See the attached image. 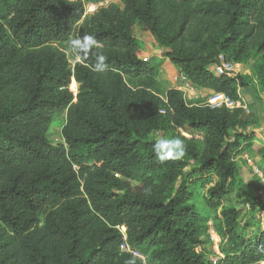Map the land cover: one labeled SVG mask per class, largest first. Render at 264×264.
I'll return each instance as SVG.
<instances>
[{"label": "trees", "instance_id": "16d2710c", "mask_svg": "<svg viewBox=\"0 0 264 264\" xmlns=\"http://www.w3.org/2000/svg\"><path fill=\"white\" fill-rule=\"evenodd\" d=\"M99 1L0 0V264H140L121 250L123 232L149 264H211L210 222L226 240L222 263L263 260L264 221L241 234L239 210L223 204L237 155L256 145L253 113L189 102L177 88L160 96L133 27L169 48L194 87L243 101L248 77L209 67L221 55L247 63L264 90V0H121L85 16ZM84 34L99 41L105 72L91 70V55H67L68 39ZM64 112L53 144L48 130ZM159 131L184 141L183 159L158 162ZM200 182L211 184L203 195Z\"/></svg>", "mask_w": 264, "mask_h": 264}, {"label": "rangeland", "instance_id": "374dc122", "mask_svg": "<svg viewBox=\"0 0 264 264\" xmlns=\"http://www.w3.org/2000/svg\"><path fill=\"white\" fill-rule=\"evenodd\" d=\"M103 1V0H102ZM174 1V0H173ZM177 1V0H176ZM181 0H178L179 2ZM101 1L97 2L100 3ZM95 2H89L85 4V16L93 14L98 10L92 8L91 5ZM121 0H111L104 6L110 4L121 5ZM197 25L194 23L191 29H196ZM133 33L136 39L139 41L141 49L140 56L143 59L149 57L146 51L153 53L156 56L166 57L163 55L165 51L169 48L161 46L158 40L142 25L137 23L133 27ZM204 55H207L205 53ZM70 59H74L70 57ZM224 59H226L224 57ZM221 61L219 56L218 62ZM234 63V62H231ZM168 66H171L169 62H162L158 64L159 78L163 77L161 85L162 87L156 92L164 96V90L167 85H175L173 81V76L180 71V68L176 66L177 70L174 73H170L169 77L166 76L168 73ZM238 73L246 75L249 79V84L247 87L240 89V93L243 97V102L248 106L247 112L253 113L252 125L256 133V145L253 151L241 153L236 157V174L231 184V191L224 198L225 207H233L239 210V225L238 231L241 234L253 235L257 229L263 226L264 221V159L258 153V149L264 146V90L257 80L254 79L253 73L249 68L247 63H239L236 66ZM194 87V86H193ZM215 93L211 92L206 88L194 87L189 90L185 95L189 102H200L205 103V101L213 96ZM248 117V116H246ZM66 122V113H61L55 117L49 130L48 139L51 143L56 144L63 141L62 129ZM252 127V126H251ZM183 134L187 137H191V134L187 129L181 130ZM167 137L163 131L155 132L153 138ZM200 138V135L196 136ZM196 184V183H195ZM132 186L138 185L136 182H131ZM211 184H206L205 182L197 183L196 187L198 193L203 195L207 192L208 187ZM199 204H204L202 201ZM226 243V240L224 242ZM210 246V245H209ZM207 251H210V247H207ZM209 255V252H208Z\"/></svg>", "mask_w": 264, "mask_h": 264}, {"label": "built area", "instance_id": "2783aa9c", "mask_svg": "<svg viewBox=\"0 0 264 264\" xmlns=\"http://www.w3.org/2000/svg\"><path fill=\"white\" fill-rule=\"evenodd\" d=\"M111 0H103L100 3H93L91 5L92 8L96 9L97 7L104 6L106 3H108ZM221 61L216 62L212 64L209 69L212 74L219 76V75H227V76H232L235 77L238 74L237 71V65L239 63H231L224 59V56H220ZM173 81L176 84V88L183 91L184 94H186L189 90H192L194 87L189 81L187 75L183 71H179L173 76ZM69 90L73 93L74 95V100H76L77 95L79 93V83L75 79L74 76L71 77V82L68 85ZM186 97V95H185ZM204 104H207L211 107H223L226 106L230 109H236L239 107H244L246 110L248 109V106L243 102V101H235L228 97L224 93H215L213 96L208 98ZM209 229H208V235L211 240V249L212 253L207 255L209 261L211 264H224L222 263V259L224 258V254L221 251V244H222V237L221 235L216 231L214 228L212 222L209 223ZM121 250L125 253L131 254L140 264H149V261L147 259V256L141 252L139 249L132 247L129 242H128V237L127 234L123 232V243L121 244ZM198 251L202 250V247L199 246L197 248ZM252 264H264V259L257 261Z\"/></svg>", "mask_w": 264, "mask_h": 264}, {"label": "clouds", "instance_id": "9594fccd", "mask_svg": "<svg viewBox=\"0 0 264 264\" xmlns=\"http://www.w3.org/2000/svg\"><path fill=\"white\" fill-rule=\"evenodd\" d=\"M100 48L99 41L92 35L84 34L75 38L70 37L67 41V55L75 62L88 61L90 55L94 57L91 70L96 73H103L107 70L106 56L102 52L95 51ZM155 158L161 164L169 161L181 160L186 155V146L179 137H160L155 140L152 146ZM146 194H151V188H146Z\"/></svg>", "mask_w": 264, "mask_h": 264}, {"label": "crops", "instance_id": "0c3cea01", "mask_svg": "<svg viewBox=\"0 0 264 264\" xmlns=\"http://www.w3.org/2000/svg\"><path fill=\"white\" fill-rule=\"evenodd\" d=\"M146 54H148L149 55V57H146V59H150V60H152V62L158 67V64L159 63H162V62H169L170 64H171V66H168V73H167V75L166 76H168L169 77V74L170 73H174V72H176V70H177V68H176V66L170 61V59L169 58H167V57H161V56H156V55H154L153 53H149L148 51H146ZM141 57V56H140ZM162 78H164V76L163 77H160L159 78V85H158V87L156 88V90H159L162 86V80H164V79H162ZM163 85H165V84H163ZM171 88H176V86L173 84V85H167V87L165 88V90H164V96L163 95H161L160 94V96H162V97H164V98H166V94H167V92H168V90L169 89H171Z\"/></svg>", "mask_w": 264, "mask_h": 264}]
</instances>
